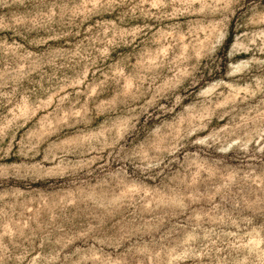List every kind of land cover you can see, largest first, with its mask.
Masks as SVG:
<instances>
[{
	"label": "rangeland",
	"instance_id": "1",
	"mask_svg": "<svg viewBox=\"0 0 264 264\" xmlns=\"http://www.w3.org/2000/svg\"><path fill=\"white\" fill-rule=\"evenodd\" d=\"M0 264H264V0H0Z\"/></svg>",
	"mask_w": 264,
	"mask_h": 264
}]
</instances>
